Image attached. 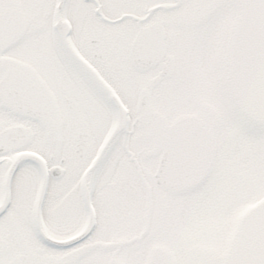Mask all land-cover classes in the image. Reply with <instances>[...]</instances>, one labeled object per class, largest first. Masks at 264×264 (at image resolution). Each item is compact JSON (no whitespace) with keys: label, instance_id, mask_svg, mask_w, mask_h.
Here are the masks:
<instances>
[{"label":"snow or ice","instance_id":"6c2138e0","mask_svg":"<svg viewBox=\"0 0 264 264\" xmlns=\"http://www.w3.org/2000/svg\"><path fill=\"white\" fill-rule=\"evenodd\" d=\"M0 264H264V0H0Z\"/></svg>","mask_w":264,"mask_h":264}]
</instances>
